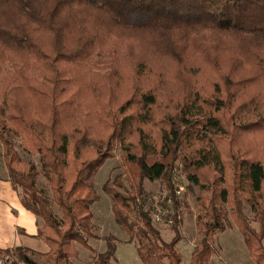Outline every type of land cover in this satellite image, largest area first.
Here are the masks:
<instances>
[{
  "label": "trees",
  "instance_id": "1",
  "mask_svg": "<svg viewBox=\"0 0 264 264\" xmlns=\"http://www.w3.org/2000/svg\"><path fill=\"white\" fill-rule=\"evenodd\" d=\"M117 35H126L128 42L146 36L153 53L172 60L173 70L166 75L182 82L176 96L158 97V80L144 88L141 62L127 75L113 66L108 36ZM228 43L242 51L217 53ZM208 50L214 54L207 55ZM196 54L217 76L208 75L207 85L196 76L202 66L188 59ZM241 72L250 77L242 79ZM92 73L98 76L89 78ZM261 80L264 0H0V159L9 182L20 190L21 205L41 219L35 236L49 246L38 253L15 245L13 252L29 264H38L34 252L45 255L47 264H73L75 244L91 250L88 238L97 237L89 208L97 198L91 177L118 144L124 166L130 170L133 164L136 173H128L127 185L115 176L101 189L110 196L113 221L134 242L141 263L185 264L174 246L180 240L185 193L175 195L169 177L180 164L183 176L203 189L208 186L199 175L205 168L219 180L197 204L199 236L186 264H212L211 240L224 227L223 203L229 204L250 258L264 264V156L236 150L225 129L232 121L264 131V99L246 98L245 90L235 87ZM168 105L172 111L156 112ZM158 118L163 123L153 132ZM143 179L158 180L159 192L171 193L173 235L167 241L150 219ZM240 198L257 228L240 212ZM100 236L103 247L91 264H112L116 238Z\"/></svg>",
  "mask_w": 264,
  "mask_h": 264
},
{
  "label": "rangeland",
  "instance_id": "2",
  "mask_svg": "<svg viewBox=\"0 0 264 264\" xmlns=\"http://www.w3.org/2000/svg\"><path fill=\"white\" fill-rule=\"evenodd\" d=\"M108 39L113 43V49L115 50L113 66L116 65L118 70L124 72V75L133 74L135 70L134 65L141 62L146 65V67H143L145 73L140 77V83L144 88L151 86L155 80H158L159 83L155 87V93L158 97H162L163 100H165L171 96L177 95V86L181 85L182 82L180 83L173 77L171 81V78H168V75H166L169 74L170 70H173L174 65L172 60L168 56H163L161 53H153V51L150 50L151 41L146 36H134L129 42L126 40V35H117V38L108 36ZM64 40L69 43V36H66ZM239 50L241 49L236 43H228L225 44V49L220 47L216 51L220 55H225ZM207 52V55L214 54L209 50ZM188 59L189 61L195 59L193 64L202 66L203 68L202 71L196 73L198 82L204 85L209 84L207 76H213L210 74V68L205 63L201 62L200 55L196 54L190 56ZM242 69L244 71L248 70L246 67H243ZM240 75H242V79L250 77L248 76L250 73L246 72H241ZM97 76L98 73H92L89 78L93 79ZM149 77H152L154 80H148ZM214 77H217L216 74H214ZM230 79L232 80L233 78ZM216 80L219 84V88H222V80ZM243 83L244 81L239 82L235 87L244 89L246 98L253 96L255 100H260V98L264 99V80L247 82V84ZM120 84H123V87H126L127 85L123 80H121ZM232 107L228 109V111H231ZM172 110V107L168 105L166 108L156 109V112ZM221 114L224 118L225 111H222ZM228 115L229 113L225 116L228 117ZM158 121L157 126L152 127L153 132H156L158 126L163 123L161 118H158ZM225 129L236 150L243 151L246 154H252L253 156H264V131L259 130L256 126L234 125L232 121L226 125ZM129 149L132 153L136 152L133 145H131ZM122 155V148L120 145L115 144L110 150L109 156L102 160L91 177L92 187L97 194V198L89 205V208L92 215L91 222L95 225L92 232L97 237L88 238L91 250L84 248L79 244H75L77 254L71 258L73 264H91V260L97 250H100L103 247V240L100 235L105 233L111 234L116 238L114 257L111 259L112 264H143L137 256L134 242L132 240H127V235H125L119 225L113 221L110 208V196L105 194L101 189L103 183H111L112 178L115 176H117L116 178L119 179V181L127 185L126 180L129 175L128 173L130 171L136 173L133 164L130 165V170L128 167L124 166ZM22 157L27 158L24 155H22ZM32 159L37 161L35 156L32 157ZM175 168V174L178 178L177 181L183 184L182 194L185 193V206L181 207L179 213L181 222L178 228V233L180 234V240L177 241L174 246L180 254L181 262L186 264L189 252L199 236L194 219L195 210L198 207L197 204L203 203L204 200L208 198L209 188L218 183L219 180L209 167L205 168V170L202 169L205 174H202L203 176L198 174L200 176V183L208 186L206 189H203L198 185L199 183L192 184L183 176L182 166L180 164L176 165ZM38 182L42 184L46 192L49 193L41 175L38 177ZM142 186L144 191L148 192V197H146L145 203L151 193L159 192L158 180L149 181L143 179ZM19 192L20 190L14 188L12 183L9 182L7 171L0 159V248L9 249V253L0 250V257L11 259L15 262L23 260L18 258L17 254L13 252V246L15 245L28 246L38 253L47 251L49 248V246L47 248L43 246V239H39L35 236L37 227L41 224V219L37 218L29 210L27 211L34 216L33 219L28 215H20L19 212L16 211L15 205H17V200L19 199ZM8 193L10 195L7 196ZM239 203L241 204L239 206V210H241L240 212L248 219L251 226L253 225L257 228V222L254 221L255 219L252 217L253 214L249 210L248 204L245 203L243 198H240ZM223 205L226 208L225 217L223 218L224 227L221 231L216 230L212 237L211 246L214 248V252L210 256V261H212V264H256L255 261L250 258L247 247L243 243L241 233L230 217L229 204L223 203ZM145 206L148 208L147 210H149L150 219L154 221L161 238L164 241L170 239L173 234L169 227V221L166 220L163 215L160 216L156 210H151L152 206H150V202H147ZM156 215L158 216V219ZM261 243L264 245V229ZM44 247L45 249H43ZM35 252L32 253V256L38 264H47L45 255H38V253Z\"/></svg>",
  "mask_w": 264,
  "mask_h": 264
},
{
  "label": "built area",
  "instance_id": "3",
  "mask_svg": "<svg viewBox=\"0 0 264 264\" xmlns=\"http://www.w3.org/2000/svg\"><path fill=\"white\" fill-rule=\"evenodd\" d=\"M173 168L174 169L170 170L169 172L170 183H171L172 191L174 192V194L180 196V193L183 192L182 191L183 184L177 181L178 178L176 177V174H175L176 168L175 167ZM147 202H150V206H152L151 210H156L157 213L160 214V216L163 215V217H165L166 220L170 221L169 214L171 211V206H170L171 205V193L169 194L168 189L162 193L160 192L151 193V195L147 199ZM157 219H158V216H157ZM0 264H29V263H26L24 260L15 262L14 260L12 261L11 259H5V258L0 257Z\"/></svg>",
  "mask_w": 264,
  "mask_h": 264
},
{
  "label": "crops",
  "instance_id": "4",
  "mask_svg": "<svg viewBox=\"0 0 264 264\" xmlns=\"http://www.w3.org/2000/svg\"><path fill=\"white\" fill-rule=\"evenodd\" d=\"M3 195H5V194H3ZM8 195H10V194L8 193L7 196H8ZM9 199H10V198H9ZM17 201H18V202H17V205H15V206H16V207H15L16 211L19 212L20 215H25V216L28 215L30 218L33 219L34 216L31 214L32 212H31L30 210H29V211H30L31 213L28 212L27 209L24 208V207L21 205L19 199H18ZM0 209H1V208H0ZM31 228H32V226H31ZM31 233H32V232H31ZM29 239H30V238H29ZM30 240H31V239H30ZM42 241H43V240H42ZM25 244H27V243H25ZM43 244H44L43 246H45L46 248L48 247V245H47L44 241H43ZM45 247H44L43 249H45Z\"/></svg>",
  "mask_w": 264,
  "mask_h": 264
}]
</instances>
